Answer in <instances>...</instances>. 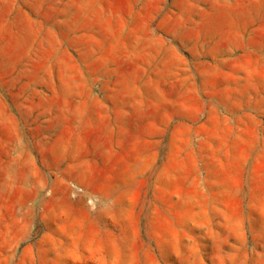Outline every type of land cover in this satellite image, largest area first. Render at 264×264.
Wrapping results in <instances>:
<instances>
[{"label": "rangeland", "instance_id": "obj_1", "mask_svg": "<svg viewBox=\"0 0 264 264\" xmlns=\"http://www.w3.org/2000/svg\"><path fill=\"white\" fill-rule=\"evenodd\" d=\"M0 264H264V0H0Z\"/></svg>", "mask_w": 264, "mask_h": 264}]
</instances>
